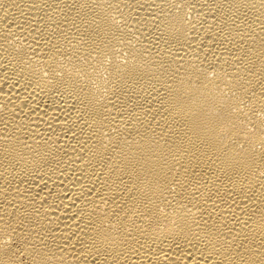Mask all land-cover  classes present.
Instances as JSON below:
<instances>
[{"label":"bare ground","instance_id":"obj_1","mask_svg":"<svg viewBox=\"0 0 264 264\" xmlns=\"http://www.w3.org/2000/svg\"><path fill=\"white\" fill-rule=\"evenodd\" d=\"M0 264H264V0H0Z\"/></svg>","mask_w":264,"mask_h":264}]
</instances>
